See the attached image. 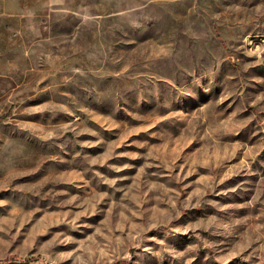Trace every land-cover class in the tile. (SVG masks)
<instances>
[{
    "label": "rangeland",
    "instance_id": "374dc122",
    "mask_svg": "<svg viewBox=\"0 0 264 264\" xmlns=\"http://www.w3.org/2000/svg\"><path fill=\"white\" fill-rule=\"evenodd\" d=\"M264 0H0V264H264Z\"/></svg>",
    "mask_w": 264,
    "mask_h": 264
},
{
    "label": "bare ground",
    "instance_id": "6f19581e",
    "mask_svg": "<svg viewBox=\"0 0 264 264\" xmlns=\"http://www.w3.org/2000/svg\"><path fill=\"white\" fill-rule=\"evenodd\" d=\"M255 41L258 47H261V51L264 53V32H260L255 36Z\"/></svg>",
    "mask_w": 264,
    "mask_h": 264
},
{
    "label": "built area",
    "instance_id": "2783aa9c",
    "mask_svg": "<svg viewBox=\"0 0 264 264\" xmlns=\"http://www.w3.org/2000/svg\"><path fill=\"white\" fill-rule=\"evenodd\" d=\"M261 32H264V29ZM255 50L258 51L261 55H264L263 51H261V47H255Z\"/></svg>",
    "mask_w": 264,
    "mask_h": 264
},
{
    "label": "trees",
    "instance_id": "16d2710c",
    "mask_svg": "<svg viewBox=\"0 0 264 264\" xmlns=\"http://www.w3.org/2000/svg\"><path fill=\"white\" fill-rule=\"evenodd\" d=\"M7 114L0 115V119H3Z\"/></svg>",
    "mask_w": 264,
    "mask_h": 264
}]
</instances>
